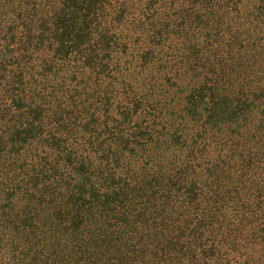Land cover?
<instances>
[{"label":"trees","instance_id":"1","mask_svg":"<svg viewBox=\"0 0 264 264\" xmlns=\"http://www.w3.org/2000/svg\"><path fill=\"white\" fill-rule=\"evenodd\" d=\"M178 1L0 0V264H264V0Z\"/></svg>","mask_w":264,"mask_h":264},{"label":"rangeland","instance_id":"2","mask_svg":"<svg viewBox=\"0 0 264 264\" xmlns=\"http://www.w3.org/2000/svg\"><path fill=\"white\" fill-rule=\"evenodd\" d=\"M182 0L178 1L177 3L175 2V5H179L181 3ZM184 1V6L185 8H188L190 5V3H188V0H183ZM173 2V0H162V8H160V10H162L163 12H167V7L169 6V3ZM167 3V4H166ZM183 4V2L181 3V5ZM158 5V4H157ZM156 5V7H157ZM188 6V7H187Z\"/></svg>","mask_w":264,"mask_h":264}]
</instances>
